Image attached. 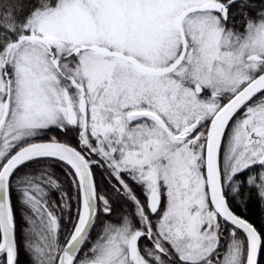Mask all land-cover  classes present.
Instances as JSON below:
<instances>
[{"label": "snow or ice", "instance_id": "1", "mask_svg": "<svg viewBox=\"0 0 264 264\" xmlns=\"http://www.w3.org/2000/svg\"><path fill=\"white\" fill-rule=\"evenodd\" d=\"M0 264H264V0H0Z\"/></svg>", "mask_w": 264, "mask_h": 264}, {"label": "trees", "instance_id": "2", "mask_svg": "<svg viewBox=\"0 0 264 264\" xmlns=\"http://www.w3.org/2000/svg\"><path fill=\"white\" fill-rule=\"evenodd\" d=\"M250 215H254L256 217V219L259 221L260 216H259V208L257 207V205L255 204V202H253L250 205Z\"/></svg>", "mask_w": 264, "mask_h": 264}]
</instances>
